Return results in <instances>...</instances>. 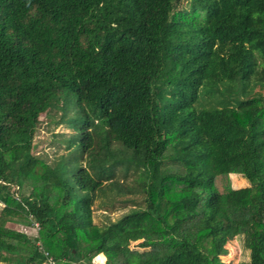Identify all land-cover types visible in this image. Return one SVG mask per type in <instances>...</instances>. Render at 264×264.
<instances>
[{"label":"trees","instance_id":"16d2710c","mask_svg":"<svg viewBox=\"0 0 264 264\" xmlns=\"http://www.w3.org/2000/svg\"><path fill=\"white\" fill-rule=\"evenodd\" d=\"M54 111L69 134L45 161ZM44 252L264 264V0H0V264Z\"/></svg>","mask_w":264,"mask_h":264},{"label":"rangeland","instance_id":"374dc122","mask_svg":"<svg viewBox=\"0 0 264 264\" xmlns=\"http://www.w3.org/2000/svg\"><path fill=\"white\" fill-rule=\"evenodd\" d=\"M186 7V2L181 3ZM206 99L204 98V101ZM207 101V100H206ZM57 118V113L50 112L47 115L41 114L39 118V123L35 130V136L33 139V153L39 155L45 161H51L60 152L64 151L63 145L64 141L69 134V130L63 125H54L53 122ZM231 183L235 188L247 185L248 182L242 178L240 175L231 174ZM10 227L27 231L28 233H35L33 229L26 228L27 226L21 223H9ZM139 240L133 241L132 244L128 246L130 252L137 253L139 255L145 256V251L148 250L146 247H139ZM226 253L221 255V259L229 262L243 261L247 258V250L242 246L241 240L239 238L232 239L225 244Z\"/></svg>","mask_w":264,"mask_h":264},{"label":"built area","instance_id":"2783aa9c","mask_svg":"<svg viewBox=\"0 0 264 264\" xmlns=\"http://www.w3.org/2000/svg\"><path fill=\"white\" fill-rule=\"evenodd\" d=\"M34 228H38V224L36 222L33 223ZM44 260L42 261L41 264H56L54 258L48 253L44 252Z\"/></svg>","mask_w":264,"mask_h":264},{"label":"crops","instance_id":"0c3cea01","mask_svg":"<svg viewBox=\"0 0 264 264\" xmlns=\"http://www.w3.org/2000/svg\"><path fill=\"white\" fill-rule=\"evenodd\" d=\"M99 257H96V259H95V261L97 262V263H99V264H101L102 263V258L101 259H98Z\"/></svg>","mask_w":264,"mask_h":264}]
</instances>
